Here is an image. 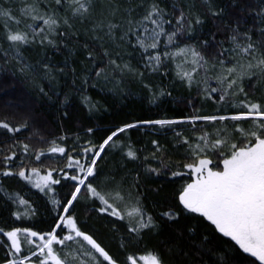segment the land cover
I'll list each match as a JSON object with an SVG mask.
<instances>
[{
    "label": "snow or ice",
    "instance_id": "1",
    "mask_svg": "<svg viewBox=\"0 0 264 264\" xmlns=\"http://www.w3.org/2000/svg\"><path fill=\"white\" fill-rule=\"evenodd\" d=\"M9 69L53 105L78 99L106 111L89 89L156 104L179 84L192 111L126 121L99 141L88 127L70 148L66 135L17 139L30 113L0 118L11 140L0 143V217L10 225L0 226L2 264H264V0H0V72ZM143 129L165 138L149 131L138 146L130 132ZM153 175L186 177L158 212L144 203L142 181ZM3 178L46 198V229L17 226L37 208ZM80 204L108 218L118 256L84 230Z\"/></svg>",
    "mask_w": 264,
    "mask_h": 264
},
{
    "label": "trees",
    "instance_id": "2",
    "mask_svg": "<svg viewBox=\"0 0 264 264\" xmlns=\"http://www.w3.org/2000/svg\"><path fill=\"white\" fill-rule=\"evenodd\" d=\"M58 56V54H57ZM58 58H61L58 56ZM0 78H3L5 82V90L0 91V118L5 115L15 116L17 121H21L22 118L31 114L32 119L29 121V127L23 129L21 133L17 134V139L36 145L38 143V135H43L47 140L56 139L61 135H66L69 139L65 142L70 148L72 140L76 135L85 137V129L93 127L95 136L93 139L99 141L105 136L109 128H115L124 122H131L132 120L146 117H159L167 115L169 117H178L183 114H188L192 111V108L187 105L185 97L188 96L181 86H176L173 91V96L161 97L156 104H149L147 99L143 97L142 93H135L126 97H113L111 93L101 92L99 89H89V94L97 100H101L104 104L106 111L101 110L98 112L89 113L88 109L79 103L78 99H75L70 105H53L51 101H48L37 94L27 82H21L10 74V69L7 73L0 72ZM14 86H9L13 85ZM165 86H170L169 81H165ZM195 96V93L192 94ZM103 98V99H102ZM196 107H200V103L194 100ZM67 111L68 115L63 116V112ZM151 131L152 136L158 137L163 140V130L156 132L155 130L143 129L132 130L130 132L132 141L139 142L141 140H147L149 137L145 135L146 132ZM171 136V132L167 133ZM31 138V139H29ZM0 143L7 145L11 143L8 137L0 136ZM84 140H81V144ZM47 147L46 145H40ZM171 155L174 160L181 159L179 153L171 151ZM119 152L113 159L119 160ZM46 164L55 166L58 163V158L54 157L51 160H46ZM111 165H102V171L107 172ZM129 168L133 167L131 164ZM10 189L23 190L26 197H29L34 202V207L37 208V216L32 221H25L23 225L20 222H16L17 226H28L29 224H35L36 228H47L51 223V215L48 209L51 208L50 204L46 203V198L39 194L35 189L29 190L22 181L15 179L3 178ZM186 179V177L171 178L170 175L151 176L144 179V190L146 199L144 200L145 206L152 212H158L164 208L169 207L171 202L172 192L178 188ZM159 188L160 191L157 194L153 189ZM57 193L62 196L67 191L66 188L56 186ZM59 198V197H58ZM159 202L155 205L153 202ZM7 213H3V217H0V226L8 227L10 225L4 224L3 220L7 218ZM76 215L84 224V230L86 231H99V240L103 242L110 250L111 254L119 255L117 241L112 239L113 233L110 231L111 225L104 227L108 223V218H101L95 213H89L83 204L77 205ZM120 227L121 233L124 232L122 225ZM167 235V229L162 233V237ZM149 247L159 248V242L154 238L147 240ZM131 251L140 253L143 250V246L130 247ZM160 251H164L160 248ZM4 258V252L0 249V264H2ZM166 258H170L167 257Z\"/></svg>",
    "mask_w": 264,
    "mask_h": 264
},
{
    "label": "rangeland",
    "instance_id": "3",
    "mask_svg": "<svg viewBox=\"0 0 264 264\" xmlns=\"http://www.w3.org/2000/svg\"><path fill=\"white\" fill-rule=\"evenodd\" d=\"M177 86H179V84H177ZM183 88V87H182ZM184 89V88H183ZM185 90V89H184ZM186 91V90H185ZM205 109L207 110V111H211V106L210 105H208V104H206L205 105Z\"/></svg>",
    "mask_w": 264,
    "mask_h": 264
}]
</instances>
